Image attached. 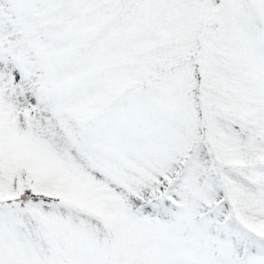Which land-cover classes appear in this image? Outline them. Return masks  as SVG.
<instances>
[{
    "label": "snow or ice",
    "instance_id": "obj_1",
    "mask_svg": "<svg viewBox=\"0 0 264 264\" xmlns=\"http://www.w3.org/2000/svg\"><path fill=\"white\" fill-rule=\"evenodd\" d=\"M0 264H264V0H0Z\"/></svg>",
    "mask_w": 264,
    "mask_h": 264
}]
</instances>
